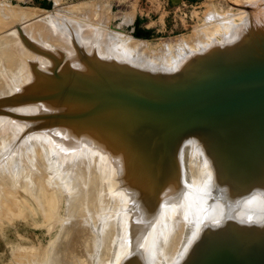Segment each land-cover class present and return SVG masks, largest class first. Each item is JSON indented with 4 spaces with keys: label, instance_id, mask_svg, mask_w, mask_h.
Masks as SVG:
<instances>
[{
    "label": "bare ground",
    "instance_id": "6f19581e",
    "mask_svg": "<svg viewBox=\"0 0 264 264\" xmlns=\"http://www.w3.org/2000/svg\"><path fill=\"white\" fill-rule=\"evenodd\" d=\"M248 1L155 53L86 13L0 34V219L65 212L17 264H264V0Z\"/></svg>",
    "mask_w": 264,
    "mask_h": 264
},
{
    "label": "rangeland",
    "instance_id": "374dc122",
    "mask_svg": "<svg viewBox=\"0 0 264 264\" xmlns=\"http://www.w3.org/2000/svg\"><path fill=\"white\" fill-rule=\"evenodd\" d=\"M245 1L247 3L248 0H161L154 5L149 0H0V34L26 23L35 26V23L39 24L50 12L52 15L66 12L79 18L90 15V18L87 17L88 20L93 17L91 21H95L97 26L103 24L104 26L100 27L105 28L106 25V29L111 32L126 34L140 42L146 41L147 51L155 53L167 44L177 48L184 43L193 44L206 31L212 30L216 21L236 17L242 10L240 4ZM13 12L20 13L23 18H13L11 14ZM185 44L182 46H186ZM45 129L47 128L42 130ZM46 137L55 151L59 147L71 145L67 135L64 138L63 135L54 133ZM25 202L28 200L22 203ZM22 203L19 202L18 205L22 207ZM61 203L60 201L52 220L44 218L36 206L32 205V209L27 203L23 206L27 209L24 211L22 207L19 213L21 217L19 215L14 219L12 217L13 221L1 217L0 264H17L21 258V249H28V252L36 249L39 251V258H44L46 248L57 236L61 228L60 223L65 216ZM17 253L20 255L16 256Z\"/></svg>",
    "mask_w": 264,
    "mask_h": 264
},
{
    "label": "crops",
    "instance_id": "0c3cea01",
    "mask_svg": "<svg viewBox=\"0 0 264 264\" xmlns=\"http://www.w3.org/2000/svg\"><path fill=\"white\" fill-rule=\"evenodd\" d=\"M149 1L155 5V4H157L158 1H161V0H149Z\"/></svg>",
    "mask_w": 264,
    "mask_h": 264
}]
</instances>
